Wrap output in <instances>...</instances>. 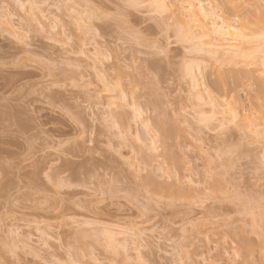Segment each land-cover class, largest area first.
Here are the masks:
<instances>
[{"label":"rangeland","instance_id":"1","mask_svg":"<svg viewBox=\"0 0 264 264\" xmlns=\"http://www.w3.org/2000/svg\"><path fill=\"white\" fill-rule=\"evenodd\" d=\"M186 1L264 44V0H0V264H264V51Z\"/></svg>","mask_w":264,"mask_h":264},{"label":"bare ground","instance_id":"2","mask_svg":"<svg viewBox=\"0 0 264 264\" xmlns=\"http://www.w3.org/2000/svg\"><path fill=\"white\" fill-rule=\"evenodd\" d=\"M152 1L155 2V4H156L155 8H157V11L159 10L160 13H162V12H164V13H169V12H170V13H171V16H169V17L172 18V16H173L172 14H174L173 12L175 11V8H176V7L174 6L175 2H173V0H152ZM150 2H151V1H150ZM154 2H153V3H154ZM186 2L188 3V5H187V12H188V13H187V14H189V16H191V18H193L192 21L194 22L195 27L197 26L196 28H200V29H202L203 32H202V31H200V32H202V33L205 35V36H202V37H206V38H208L207 36H210V37H211V34L215 35V36L217 37V38H215V41H216V39L219 40V43H220V44L218 43V41H216V42L220 45V47H223V46L225 45L224 42H231V41H232V43L235 42L236 44H237V42H238V43H240V44H243L244 46H245L246 43H247V45H248V43H249V45H250V44H251L250 42H253V41L256 42L257 45H261V43H259V42H261V40L255 37V36H256V33H257V32L254 31L255 28L253 29L254 33H251V31L249 30V32L251 33L249 36H248L249 33H244V32H243V31H245L244 26L241 27V28L244 29V30H242V29H238V26H240V24L243 23V22L241 23V21H243V20L240 21V24H236V25H238L237 27H233L234 30H235V29L239 30V31H236V33H239V34L237 35V37L235 36L236 34H234L235 32H231V35L233 34L236 38H233V37H231V36L228 37V36L230 35V34H229V33H230V32H229V29H230V27H231V24H230V26L228 25V26L226 27L225 25H226L227 23L224 25V23H225L224 20H226L225 18H224L223 22L221 21L222 24H219V23H217V22L211 20V18H212L215 14L213 15V13L209 12L208 10H206V9L204 8V6H203L201 3L195 4V3L191 2V1H186ZM155 4H153V5H155ZM151 5H152V3H151ZM174 7H175V8H174ZM255 7H256V5H255ZM155 11H156V10H155ZM167 11H168V12H167ZM160 13H159V14H160ZM164 13H163V14H164ZM170 13H169V15H170ZM175 13H176V12H175ZM255 13L258 15L260 12L257 13V11H255ZM167 15H168V14H167ZM257 15H255L256 18H257ZM215 17H216V16H215ZM250 17H251V16H250ZM173 18H174V17H173ZM176 18H177V17H176ZM216 18H217V17H216ZM251 18H252V17H251ZM254 18H255V17H254ZM252 19H253V18H252ZM258 19H259V18H258ZM258 19H254V20H256V22H254V23H252V24H255V25H256L257 22L259 21ZM178 21H179V20H178ZM235 21H236V20H235ZM237 22H238V21H237ZM188 24H189V23H188ZM246 24H247L246 21H244V25H245V26H246ZM259 24H261V23L259 22ZM259 24H258V25H259ZM236 25H235V26H236ZM258 25H256V26H258ZM187 26H189V25H187ZM241 26H242V25H241ZM253 26H254V25H253ZM191 27H192V26H191ZM228 27H229V28H228ZM247 27H248V26H247ZM191 29H192V28H191ZM200 29H199V30H200ZM231 29H232V28H231ZM247 29H248V28H247ZM247 29H246V30H247ZM249 29H250V28H249ZM234 30H233V31H234ZM191 31H192V30H191ZM230 31H232V30H230ZM193 32H195V31H193ZM193 32H192V33H193ZM227 32H228V33H227ZM247 32H248V30H247ZM187 33H188V32H187ZM198 34H199V33H198ZM203 34H201V35H203ZM261 34H262V33H261ZM201 35H200V37H201ZM257 36H258V35H257ZM202 37H201V39H202ZM258 37H259V36H258ZM229 38H230V39H229ZM231 38H232V39H231ZM210 39H211V38H210ZM199 40H200V39H199ZM212 40H213V39H212ZM233 41H234V42H233ZM213 43H214V42H213ZM235 43L233 44L234 46H232V48L235 47V50H236V48H237V50H236V51L234 50V51H235L236 53H237V51H238V53H241V55H239V54H238V55H239V56H242V55H243V56H242L243 58L240 57V59H243V60H244V56H247V58H246L247 61H248V59L253 60V59H254V55H253V53H254L255 51H256V52H257V51L260 52V50H261V52L264 51V49L262 50V48H264V47H263V45H264V44H263V41H262V46H261L262 48H261L260 46H255L256 44H255V43H252V44H255L253 47H252V45H251L252 48L255 47V48H254L255 51L253 52V49H252V50L248 49V50H250V53H248L249 51L246 49V51H245V50L243 51V54H242V52H240V51H242L241 48H243V45H242L241 48H239V46H241V45H237V46H236ZM206 44H207V43H206ZM214 44H215V43H214ZM222 44H223V45H222ZM209 45H210V44H209ZM219 45H218V46H219ZM227 45H230V44L226 43L225 46H227ZM212 46H213V45H212ZM212 46H211V47H212ZM216 46H217V45H216ZM195 47L198 48L199 46L197 45V46H195ZM204 47H205V45H204ZM207 47H208V46H207ZM209 47H210V46H209ZM214 47H215V46H214ZM258 47H259V49H258ZM218 48H219V47H218ZM228 48H231V47H228ZM248 48H249V46H248ZM256 48H257V50H256ZM199 49L202 50V47H200ZM243 49H245V48H243ZM201 50H200V52H201ZM214 50H215V49H214ZM216 50H217V49H216ZM218 50H219V49H218ZM227 50H228V49H226V51H227ZM229 50H230V49H229ZM232 50H233V49H232ZM197 51H198V50H197ZM203 51H204V50H203ZM205 51H206V50H205ZM205 51H204V52H205ZM226 51H225V52H226ZM234 51H233V52H234ZM247 51H248V52H247ZM251 51H252V52H251ZM198 52H199V51H198ZM235 52H234V53H235ZM244 52H245V53H244ZM246 52H247V55H246ZM202 53H203V52H202ZM205 53H208V54H209V50H208L207 52H205ZM211 53H212V52L210 51V54H209V55H211ZM215 53H216V51H215ZM215 53H214L212 56H214ZM228 53H231V52L228 51ZM228 53H227V54H228ZM234 53H233V54H234ZM236 53H235V54H236ZM251 53H252V54H251ZM208 54H207V55H208ZM216 54H217V53H216ZM221 54H222V53H221ZM231 54H232V53H231ZM233 54H232V55H233ZM254 54H255V53H254ZM257 54H258V53H257ZM262 54H264V53H262ZM203 55H204V54H203ZM232 55H231V56H232ZM236 55H237V54H236ZM260 55H261V54H260ZM215 56H216V55H215ZM215 56H214V57H215ZM233 56H234V55H233ZM233 56H232V57H233ZM239 56H236V57L239 58ZM220 57H221V56H220ZM236 57H235V59H232V60H231V59H230L231 57L228 58L227 55H226V59H222L220 63H222V62L224 63V60L226 61V60L228 59V61H226V63L229 64V61L231 60L230 62H232L233 65H234V63L236 64V63L239 62V60H240V59H239V60H236V59H237ZM207 58H208V57H207ZM211 58H212V57H211ZM211 58H210V59H211ZM216 58H218V57H216ZM258 58H259V57H258ZM258 58H257V59H258ZM229 59H230V60H229ZM255 59H256V57H255ZM255 59H254V61H252V62L256 63V62H255ZM260 59H262V60H261L262 62H260V63H263L264 55H263V57L260 58ZM214 60H215V59H214ZM243 60H241L242 63H243ZM250 60H249V61H250ZM205 61H206V60H205ZM218 61H220L219 58H218ZM241 61H240V62H241ZM245 61H246V60H245ZM240 62H239V63H240ZM218 63H219V62H218ZM223 63H222V64H223ZM232 63H230V64H232ZM245 63H246V62H244V64H245ZM216 64H217V63H216ZM222 64H221V65H222ZM224 64H225V63H224ZM230 64H229V65H230ZM237 64H238V63H237ZM237 64H236L235 67L238 66ZM221 65L218 67V68L221 67V68H220V70H221L220 73H222V67H223V65H222V66H221ZM240 65H241V64H240ZM263 65H264V63H263ZM224 66L227 67L228 65L226 66V64H225ZM248 66H250V65L248 64ZM251 66H252V65H251ZM261 66H262V64H261ZM232 67H233V66H232ZM239 67H240V66H239ZM241 67H242V66H241ZM243 67L245 68L246 66H243ZM223 68H224V67H223ZM233 68H234V67H233ZM227 69L229 70L228 67H227ZM235 69H237V68H235ZM253 69H254V68H253ZM216 70H217V69H216ZM258 70H259V69H258ZM190 71H191V70H190ZM225 71H226V69H225ZM227 72H228V71H227ZM256 72H257V71H256ZM228 73H229V72H228ZM228 73H227V74H228ZM237 73H238V72H237ZM249 73H250V72H249ZM262 73H263V71H262ZM189 74H190V72H189ZM189 74H188V75H189ZM231 74H232V73H231ZM220 75H221V74H220ZM223 75H224V72H223ZM245 75H246V74H245ZM191 76H192V77H195V76L193 75V73H191V75H190V79H192L191 81H193L194 79H193ZM221 76H222V75H221ZM225 76H226V75H225ZM225 76H222V78H223V77L225 78ZM227 76H228V75H227ZM195 78H196V77H195ZM219 78H220V77H219ZM228 78H231V77H228ZM222 80H223V79H221V81H222ZM193 82H195V81H193ZM193 85H194V86H195V85L198 86V85H197V82H195ZM221 85H222V84H221ZM223 85H224V83H223ZM209 95H210V94H209ZM206 99H207V98H206ZM209 100H210V102H212V104L210 103V106L212 105V106H211L212 109L210 108V109L212 110L211 113H213V112L216 113L217 111H219V110H218V109H219V106H218V108L216 109L215 107H217V105L215 106L214 101H211V99H209ZM212 100H213V99H212ZM223 102H224V101H223ZM208 103H209V101H208ZM208 103H205V104H208ZM215 103H216V102H215ZM217 103H219V102H217ZM224 103H225V102H224ZM227 104L230 105V108H231V109H233L232 107H235V106H236V105H235V106H232V104H231L230 102L227 103ZM208 105H209V104H208ZM223 105H224V104H223ZM225 105H226V103H225ZM229 105L227 106L228 108H229ZM231 106H232V107H231ZM227 107H226V108L223 107L225 110H224V112H223V109H222L221 112L224 113V115L228 113V117L230 116L229 119L231 118V119L229 120L230 123H232V120H236V119L239 120V119H240V117H239L240 114H238L239 112H238V111H235V109H233V110H231L230 108L228 109ZM261 109L263 110V111H260V113L262 114V112H264V109H263V108H261ZM211 110H210V111H211ZM213 110H214V111H213ZM220 110H221V109H220ZM226 110H227V111L230 110V112H229V111L227 112ZM225 111H226V113H225ZM204 112H205V111H204ZM257 112H258V111H257ZM201 113H203V112H201ZM222 113H221V114H222ZM255 113H256V112H255ZM260 113H259L258 115H256V116H257V117H261V116H260ZM221 114H220V115H221ZM241 115H243V117L241 118L242 120L240 121V123L242 124L243 120H247L248 115H247V117H245L246 114H245V115H244V114H241ZM263 115H264V113H263ZM209 116H210V114H209ZM212 116H213V118H214V114H211V117H212ZM225 116H226V115H225ZM256 116H255V119H254L255 121H256V119H257ZM250 117H251V116H250ZM208 118H210V117H208ZM216 118H217V117H216ZM222 118H223V116H222ZM238 118H239V119H238ZM243 118H244V119H243ZM252 118H253V117H252ZM261 118H262V119H261ZM261 118H260V120H263L262 123H264V116L261 117ZM225 119H226V120L228 119L227 116H226ZM225 119L223 118L224 122L226 121ZM250 119H251V118H249V120H250ZM210 120L213 121L212 118H211ZM223 120H222V122H223ZM258 120H259V118H258ZM202 121H203V119H202ZM217 121H218V120H217ZM247 121H248V120H247ZM247 121H245V122H247ZM252 121H253V120H250V121H248L247 123H251V124H252ZM208 122H209V121H208ZM208 122H207V123H208ZM222 122H221V123H222ZM227 122H228V121H227ZM235 123H236V121H235ZM235 123H234V124H235ZM238 123H239V121H238ZM240 123H239V124H240ZM254 123H255V122H254ZM258 123H259V122L256 123L257 126H258ZM216 124H217V123H216ZM241 124H240V126H241ZM244 124H245V123H244ZM235 125H236V124H235ZM246 125H247V124H246ZM246 125H245V126H246ZM252 125H253V124H252ZM252 125H251V126H252ZM256 125H254V126L257 128ZM260 125H261V124H260ZM262 125H264V124H262ZM262 125H261V126H262ZM243 128H244V127H243ZM246 128H247V127H246ZM248 128H249V127H248ZM253 128H254V127H253ZM257 129H258V128H257ZM246 130H247V129H246ZM249 130H250V129H249ZM255 130H256V129H255ZM261 130L264 131L263 126H262V129H261ZM244 131H245V130H244ZM251 131H254V129L251 130ZM262 131H260V132L262 133ZM249 132H250V131H249ZM260 132H258V133H260ZM255 133H256V132H255ZM251 134H252V133H251ZM256 134H257V133H256ZM248 135H249V134H248ZM259 135H260V134H259ZM259 135H258L257 137H259ZM262 135H264V134H262ZM251 137H252V136H251ZM254 137H255V136H254ZM257 137H256V138H257ZM262 137H263V136H262ZM262 137H261V138H262ZM256 140H257V139H256ZM256 140H254V141H256ZM261 140H262V139H261ZM261 140H257V142H258V141H261ZM263 142H264V141H263ZM263 156H264V155H263ZM213 179H214V178H213ZM220 182H221V180H220ZM222 191H223V190H222ZM248 203H249V202H248ZM253 210H254V209H253ZM257 213H258V212H257ZM250 214H251V213H250ZM253 216H256V214L253 215ZM259 218H260V217H259ZM255 221H256V220H255ZM257 222H259V221H257ZM257 222H256V223H257ZM258 225H259V224H258ZM253 226H254V225H253ZM257 227H258V226H257ZM258 229H259V228H258ZM252 231H253V230H252ZM260 231H261V230H260ZM254 233H256V231H254ZM257 235H258V234H257ZM113 236H114V235H113ZM115 237H116V236H115ZM112 238H113V239H112ZM110 239H112V241H113V240H114V237H110ZM115 241H116V240H115ZM117 241H118V240H117ZM120 241H121V240H120ZM113 242H114V241H113ZM110 243H111V242H110ZM114 243H115V242H114ZM114 243H113V244H114ZM118 246H119V244H118ZM238 248H239V247H238ZM239 250H240V249H239ZM249 255H250V254H249Z\"/></svg>","mask_w":264,"mask_h":264}]
</instances>
